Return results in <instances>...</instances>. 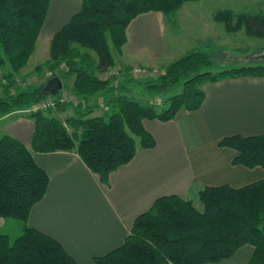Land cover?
<instances>
[{
    "label": "trees",
    "instance_id": "1",
    "mask_svg": "<svg viewBox=\"0 0 264 264\" xmlns=\"http://www.w3.org/2000/svg\"><path fill=\"white\" fill-rule=\"evenodd\" d=\"M197 1L82 0L79 11L51 38L49 58L29 73L43 80L35 87H18L16 76L34 50L49 0H0V117L25 113L33 121L35 152L74 151L99 182L106 184L109 173L131 160L137 149L153 147L154 139L143 128V119L167 121L181 109L197 110L206 82L264 77V63L216 73L203 70L212 63L208 45L189 50L150 80L133 77L131 66L119 69L116 77H100L115 65L114 56L120 55L125 30L134 17L148 11L170 15L184 3ZM217 19L228 29L233 21L246 35L264 38L263 14L233 16L221 11ZM69 78L73 79L69 97L61 99L43 90V82L58 80L61 85ZM137 84L144 85L152 97L140 102L139 92L134 91ZM175 88L179 90L174 92ZM51 97L52 106L33 109ZM97 97L102 99L96 101ZM155 97L161 98L159 105L152 103ZM67 108L72 114L64 119L52 115L54 110ZM97 109L101 113L91 115ZM217 145L235 151L232 164L264 169V135L235 134ZM47 184V174L35 164L28 148L2 134L0 218L18 221L20 233L13 241L0 233V264H76L58 241L27 224L29 211L43 197ZM243 245L253 247L247 264H264V179L239 188L205 186L186 199L159 197L135 218L122 244L95 257L94 262L218 263Z\"/></svg>",
    "mask_w": 264,
    "mask_h": 264
},
{
    "label": "crops",
    "instance_id": "2",
    "mask_svg": "<svg viewBox=\"0 0 264 264\" xmlns=\"http://www.w3.org/2000/svg\"><path fill=\"white\" fill-rule=\"evenodd\" d=\"M81 2L49 0L34 50L16 79L29 76L49 58L51 38L79 11ZM221 11L264 15V0H200L184 3L170 17L157 11L138 14L125 30L126 41L120 55L114 56L113 68H162L197 46L208 45L213 52L216 44L223 48L231 32L217 19ZM194 33L197 43L192 42ZM242 56L245 60L252 55ZM72 81L66 79L54 90L46 81L43 90L63 99L70 96ZM202 90L204 98L195 111L181 109L167 121L143 119L153 147L137 149L131 160L109 173L106 184L74 151L35 152L33 121L25 113L0 117V136L8 134L23 143L48 177L45 194L31 207L27 224L58 241L76 264H95V257L122 244L135 218L155 199L167 195L186 199L205 186L239 188L264 179L263 168L232 164L235 151L217 145L235 134L264 135V77L222 78L204 83ZM71 114L70 108L52 111L59 119ZM16 231L20 232L18 223L0 218V233L10 238ZM252 251V246L243 245L231 257L209 264H247Z\"/></svg>",
    "mask_w": 264,
    "mask_h": 264
},
{
    "label": "rangeland",
    "instance_id": "3",
    "mask_svg": "<svg viewBox=\"0 0 264 264\" xmlns=\"http://www.w3.org/2000/svg\"><path fill=\"white\" fill-rule=\"evenodd\" d=\"M171 15L172 14H170L169 17ZM230 25H231V27L229 28V31L231 32L230 42L229 43L226 42L227 45H223V48L218 47V44H216V47H215L216 50L214 52H213V49L210 48L209 50L210 52L209 51L208 52L211 54L212 63L210 67H208V69H203V70H208L210 72L216 73V72L223 71L225 69L227 70L233 67L240 66L242 64L253 65V64L264 63V60L262 59H249L248 57L250 56L245 57L246 58L245 60L240 58V57H243L242 55H248V54L253 55V54L260 53V52H264V38H256L253 36L246 35L243 28H237L234 26L233 21L230 22ZM196 37L198 38L197 33H194L193 38H192L193 43L196 42V39H197ZM201 48L202 47L197 46V49H201ZM91 55L95 57V55L92 52H91ZM34 59L31 60L28 66L34 63ZM135 67H141V66L134 65L132 66V69ZM145 69L147 70L146 73L135 74L132 72L134 75L133 77L139 80H143V81L150 80L154 78L157 74H159L161 68H159L158 66H154V67H148ZM110 73H112L113 75L112 77H116L117 75H119V71L113 67L105 73V77L109 76ZM41 80H43V78L37 77L34 74H32L30 76L25 77V79L23 80H21L19 77L17 78L16 81L18 82V87H22L25 85L27 87L28 86L35 87V85H37ZM178 90H179L178 88H175L174 92ZM134 91L139 92V94H137L136 97L140 102H144V99L148 96L152 97V94L147 90V88L144 85L139 86L137 84ZM151 101L158 102V104L156 105H159V103L161 102V98L155 97L154 99H151ZM96 111L100 114L102 109H97ZM10 221H14V223L19 224V222L16 220H10ZM19 233H20L19 231H16V233H10L9 236H10L11 241H13V239ZM13 234H16V235H13Z\"/></svg>",
    "mask_w": 264,
    "mask_h": 264
},
{
    "label": "built area",
    "instance_id": "4",
    "mask_svg": "<svg viewBox=\"0 0 264 264\" xmlns=\"http://www.w3.org/2000/svg\"><path fill=\"white\" fill-rule=\"evenodd\" d=\"M132 72L135 73V74H140V73H146L147 70L145 68L135 67V68L132 69ZM111 74L112 73H110V75ZM152 103L155 104V105L158 104V102H152ZM52 105H53V98L51 97V98H48L45 101H42V102L34 105L33 109L43 110V109H46V108H48V107H50ZM101 106L102 105L100 104V107Z\"/></svg>",
    "mask_w": 264,
    "mask_h": 264
},
{
    "label": "water",
    "instance_id": "5",
    "mask_svg": "<svg viewBox=\"0 0 264 264\" xmlns=\"http://www.w3.org/2000/svg\"><path fill=\"white\" fill-rule=\"evenodd\" d=\"M249 59H262L264 60V52H260V53H257V54H254L250 57H248ZM50 88L52 90L54 89H57L60 87V82L58 80H54V81H51L50 84H49Z\"/></svg>",
    "mask_w": 264,
    "mask_h": 264
}]
</instances>
